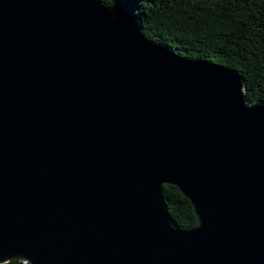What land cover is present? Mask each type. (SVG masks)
<instances>
[{
	"label": "water",
	"instance_id": "95a60500",
	"mask_svg": "<svg viewBox=\"0 0 264 264\" xmlns=\"http://www.w3.org/2000/svg\"><path fill=\"white\" fill-rule=\"evenodd\" d=\"M171 184L197 224L178 226ZM264 264V100L99 0H0V263Z\"/></svg>",
	"mask_w": 264,
	"mask_h": 264
},
{
	"label": "trees",
	"instance_id": "16d2710c",
	"mask_svg": "<svg viewBox=\"0 0 264 264\" xmlns=\"http://www.w3.org/2000/svg\"><path fill=\"white\" fill-rule=\"evenodd\" d=\"M99 1L138 15L146 39L241 74L248 102L264 100V0ZM162 195L178 226L197 224L190 201L176 186L163 184ZM0 264L24 263L11 259Z\"/></svg>",
	"mask_w": 264,
	"mask_h": 264
}]
</instances>
